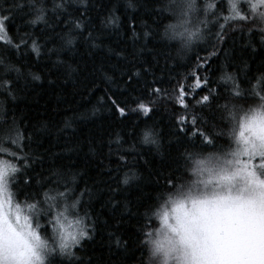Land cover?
I'll use <instances>...</instances> for the list:
<instances>
[{
  "label": "snow or ice",
  "instance_id": "6c2138e0",
  "mask_svg": "<svg viewBox=\"0 0 264 264\" xmlns=\"http://www.w3.org/2000/svg\"><path fill=\"white\" fill-rule=\"evenodd\" d=\"M69 5L70 0H52L51 7L44 0H11L0 9V94L14 99L23 76L14 55L30 49L41 56L37 31L53 40L59 36V48L47 49L49 54L59 55L74 44L73 31L83 29L78 20L69 21ZM157 12V19L168 20L161 40L184 54L209 37L222 42L226 29L246 27L249 34H264V0H159ZM10 25H18L15 36L9 34ZM145 87L147 96L136 101L144 115L175 95L183 109L175 116L177 132L208 147L185 148L183 172L176 173V180H165L167 190L156 197L159 207L144 213L138 231L147 259L141 251L139 264H264V73L241 81L224 72L213 83L194 72L188 84L178 81L171 92L155 79ZM116 107L121 116L127 114ZM31 139L15 119H0V264H94L77 251L96 232V220L86 211L81 214L85 191L78 192L74 178L57 172L33 181L28 169L34 159L26 151ZM220 139L227 144L218 145ZM143 142L158 147L151 131L144 133ZM129 179L125 176L123 184ZM21 180L36 186L23 200L18 198ZM153 218L158 228L151 226ZM110 236L117 249L128 250L127 240L115 232Z\"/></svg>",
  "mask_w": 264,
  "mask_h": 264
},
{
  "label": "trees",
  "instance_id": "16d2710c",
  "mask_svg": "<svg viewBox=\"0 0 264 264\" xmlns=\"http://www.w3.org/2000/svg\"><path fill=\"white\" fill-rule=\"evenodd\" d=\"M10 3L0 0V9ZM44 3L51 7L52 0ZM158 7L159 0H70L68 19L78 20L83 29L73 31L74 44L59 55L49 54L47 49L59 48V36L53 40L37 31L41 56L30 49L14 55L23 76L14 99L0 94V119H15L32 137L26 151L34 159L28 169L33 181L57 172L74 178L78 192L85 191L81 214L86 211L96 220V232L77 251L94 264H139L141 251L147 259L138 231L144 226V213L159 207L156 197L167 190L165 180H176V173L183 172L185 148L208 147L177 132L175 116L183 109L175 95L154 105L148 115L137 108L136 101L147 96L146 84L155 79L171 92L178 81L188 84L194 72L213 83L224 72L241 81L264 73V34L255 30L249 34L246 27L226 29L222 42L209 37L184 54L161 40L168 20L157 19ZM112 17L115 23L109 24ZM17 26L10 25V35L15 36ZM198 64L203 66L197 68ZM117 105L125 108V116ZM208 128L212 130L211 124ZM146 131L152 132L158 147L143 142ZM125 176L131 178L127 185ZM19 186L20 200L36 187L23 185L22 180ZM151 226L158 228L159 221L153 218ZM110 232L128 241L126 252L115 247Z\"/></svg>",
  "mask_w": 264,
  "mask_h": 264
}]
</instances>
